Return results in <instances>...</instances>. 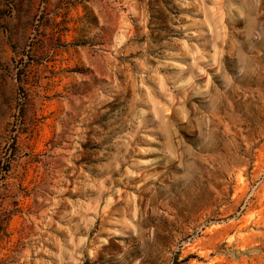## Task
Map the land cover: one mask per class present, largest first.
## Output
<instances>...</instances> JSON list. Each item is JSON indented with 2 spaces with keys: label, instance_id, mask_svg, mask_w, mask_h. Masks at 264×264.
Here are the masks:
<instances>
[{
  "label": "rangeland",
  "instance_id": "rangeland-1",
  "mask_svg": "<svg viewBox=\"0 0 264 264\" xmlns=\"http://www.w3.org/2000/svg\"><path fill=\"white\" fill-rule=\"evenodd\" d=\"M0 264H264V0H0Z\"/></svg>",
  "mask_w": 264,
  "mask_h": 264
}]
</instances>
